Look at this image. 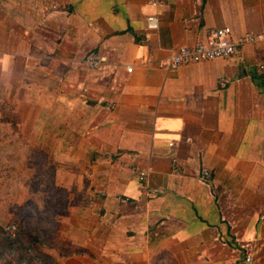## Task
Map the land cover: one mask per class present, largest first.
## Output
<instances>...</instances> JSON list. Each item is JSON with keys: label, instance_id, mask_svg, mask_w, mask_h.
<instances>
[{"label": "crops", "instance_id": "obj_1", "mask_svg": "<svg viewBox=\"0 0 264 264\" xmlns=\"http://www.w3.org/2000/svg\"><path fill=\"white\" fill-rule=\"evenodd\" d=\"M223 27L263 38L158 65ZM260 64L264 0H0V226L52 220L58 264H264Z\"/></svg>", "mask_w": 264, "mask_h": 264}, {"label": "built area", "instance_id": "obj_2", "mask_svg": "<svg viewBox=\"0 0 264 264\" xmlns=\"http://www.w3.org/2000/svg\"><path fill=\"white\" fill-rule=\"evenodd\" d=\"M152 3H156L152 1ZM55 7V4L52 5ZM146 23L149 28L157 27V18L154 15H150L146 18ZM230 28L223 27L218 28L210 32L208 38L204 41H199L194 45L190 46H181L177 48L173 54L164 60H159L158 65L167 69H174L181 65L212 60L215 58H230L236 56L239 52V49L242 45L247 43H254L263 36L261 34H251L245 33L237 38L230 37ZM103 62V58L97 52H90L85 58V63L89 68H97ZM259 69L263 70L264 65L260 64ZM132 67H127V71L130 72ZM220 84H223V81H220ZM114 104H107L108 109H113ZM173 145V143H170ZM130 169L137 173L140 179H144L147 176L148 170L139 169L135 164L130 166ZM198 179L208 184L212 179V174L209 170L203 169L198 174ZM4 229L11 235L14 234L16 229L15 222L7 224ZM246 246L242 247L244 254L243 261L245 263L252 262V255L245 249Z\"/></svg>", "mask_w": 264, "mask_h": 264}, {"label": "trees", "instance_id": "obj_3", "mask_svg": "<svg viewBox=\"0 0 264 264\" xmlns=\"http://www.w3.org/2000/svg\"><path fill=\"white\" fill-rule=\"evenodd\" d=\"M47 221L50 228H41L30 219L16 220L13 235L0 226V264H58L55 257L44 250L45 247L54 249L59 255L75 250L59 233L53 221Z\"/></svg>", "mask_w": 264, "mask_h": 264}, {"label": "rangeland", "instance_id": "obj_4", "mask_svg": "<svg viewBox=\"0 0 264 264\" xmlns=\"http://www.w3.org/2000/svg\"><path fill=\"white\" fill-rule=\"evenodd\" d=\"M24 218H22L21 220H23ZM34 221H35V223L37 224V226H41V225H43L44 226V224L46 223V222H48V221H46L45 219H43V218H37V219H33ZM18 221H20V220H18ZM49 225L47 226V228H50V223H48ZM50 232V231H49ZM52 233L50 232L49 233V238H51V235ZM1 239H2V236L0 235V242H1ZM5 252H6V250H5Z\"/></svg>", "mask_w": 264, "mask_h": 264}]
</instances>
